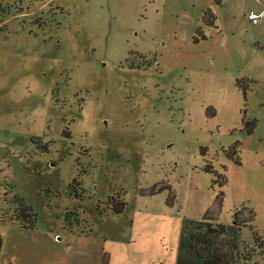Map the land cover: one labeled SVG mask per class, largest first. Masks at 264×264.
Returning <instances> with one entry per match:
<instances>
[{
    "label": "rangeland",
    "instance_id": "rangeland-1",
    "mask_svg": "<svg viewBox=\"0 0 264 264\" xmlns=\"http://www.w3.org/2000/svg\"><path fill=\"white\" fill-rule=\"evenodd\" d=\"M263 9L0 0V264H175L183 221L220 191L218 221L247 205L264 236Z\"/></svg>",
    "mask_w": 264,
    "mask_h": 264
},
{
    "label": "trees",
    "instance_id": "trees-1",
    "mask_svg": "<svg viewBox=\"0 0 264 264\" xmlns=\"http://www.w3.org/2000/svg\"><path fill=\"white\" fill-rule=\"evenodd\" d=\"M215 19L214 13L210 10L205 11L203 21L206 26L214 25ZM198 32H200V27ZM237 83L239 82L237 81ZM243 90L245 94V87ZM244 125L247 132L250 133L255 123L250 121L248 126L245 123ZM239 145V142L236 141L226 150V156L233 159L237 164L241 163L238 156ZM204 169L215 175L214 183H218L220 186L226 184L225 174L217 173L211 164H207ZM222 201L223 191H220L215 198L213 207L208 208L201 219H185L183 221L175 264H241L250 260L256 247L264 251V236L259 235L252 226L255 218L253 209L247 205H242L234 211L231 223L223 224L218 221ZM125 205L126 202L123 201L111 211L119 214ZM25 223L34 227L35 213L32 216V221L30 219L29 222L26 221ZM246 224L252 228L253 245L251 246H247L241 237V229ZM100 264H108L106 253H104Z\"/></svg>",
    "mask_w": 264,
    "mask_h": 264
},
{
    "label": "built area",
    "instance_id": "built-area-1",
    "mask_svg": "<svg viewBox=\"0 0 264 264\" xmlns=\"http://www.w3.org/2000/svg\"><path fill=\"white\" fill-rule=\"evenodd\" d=\"M249 18L253 24H256L260 19H264V9L259 14L251 13Z\"/></svg>",
    "mask_w": 264,
    "mask_h": 264
}]
</instances>
